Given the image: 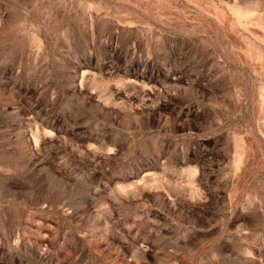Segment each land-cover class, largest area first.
I'll return each instance as SVG.
<instances>
[{"label": "rangeland", "instance_id": "obj_1", "mask_svg": "<svg viewBox=\"0 0 264 264\" xmlns=\"http://www.w3.org/2000/svg\"><path fill=\"white\" fill-rule=\"evenodd\" d=\"M0 264H264V0H0Z\"/></svg>", "mask_w": 264, "mask_h": 264}]
</instances>
